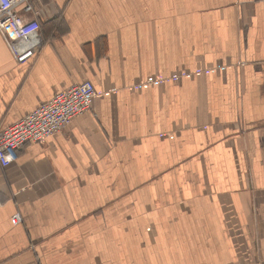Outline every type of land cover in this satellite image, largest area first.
<instances>
[{
	"label": "crops",
	"instance_id": "0c3cea01",
	"mask_svg": "<svg viewBox=\"0 0 264 264\" xmlns=\"http://www.w3.org/2000/svg\"><path fill=\"white\" fill-rule=\"evenodd\" d=\"M29 4L39 45L0 34V130L95 97L0 165V264H264V0Z\"/></svg>",
	"mask_w": 264,
	"mask_h": 264
},
{
	"label": "built area",
	"instance_id": "2783aa9c",
	"mask_svg": "<svg viewBox=\"0 0 264 264\" xmlns=\"http://www.w3.org/2000/svg\"><path fill=\"white\" fill-rule=\"evenodd\" d=\"M29 2L0 0V34L15 59L28 55L39 45L38 21L26 20L17 13L19 7L30 11ZM94 97L92 83L84 81L56 93L20 120L0 130V165L5 167L14 162L26 143L44 141L64 129L74 117L89 111ZM20 221L17 213L10 219L12 225Z\"/></svg>",
	"mask_w": 264,
	"mask_h": 264
}]
</instances>
